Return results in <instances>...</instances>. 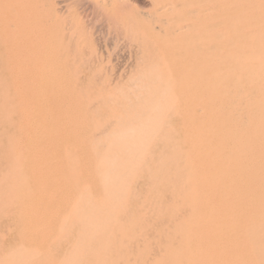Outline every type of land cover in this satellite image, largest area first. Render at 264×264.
<instances>
[{
	"label": "bare ground",
	"instance_id": "1",
	"mask_svg": "<svg viewBox=\"0 0 264 264\" xmlns=\"http://www.w3.org/2000/svg\"><path fill=\"white\" fill-rule=\"evenodd\" d=\"M145 1L149 4L148 11L131 14L127 18L122 15V5L117 0H61V8L57 7L54 0H0V46L3 47L0 57L4 61V74L22 81L20 96L18 95L19 108L17 106L18 111H14L17 112L16 117L18 120L27 121V127L30 126L31 130L38 131L41 124L47 125L48 128L53 126L56 119L54 120V116L52 119V114L55 111L66 113L72 109L69 102L59 98L53 103L54 106L41 108L38 105L39 94L30 91L41 76L58 74L59 69L56 68L65 66L61 57L64 53L61 52V35L64 31L82 30L84 22L81 23L75 16L77 11H85L84 2H89L96 9L92 13L99 11L119 22L117 26L112 27L141 30V34L145 35L143 45L157 49L159 60L163 59L161 51L165 48L171 49L173 54L186 57L204 55L192 65V70H188L187 65H181L183 76L173 95L179 105L180 114L194 118L198 110L207 112L208 130L201 132L199 123L193 121L186 124V134L192 139L199 134L206 138L203 140H207V143L203 142L201 146L208 148L210 162L217 167L219 176L232 187L264 192V0ZM189 48L192 53L187 52ZM49 64L53 67H48ZM161 65L157 63L155 70H161ZM193 70L196 72L192 79L188 75L193 74ZM159 73L157 81L160 84L163 71ZM197 104L201 107L198 108ZM4 111L3 113H7L8 110ZM168 114L166 113V117ZM4 115L11 116L10 112ZM71 119L76 124L75 131H80L87 124L80 116ZM19 122L21 123V120ZM149 124L150 122L143 127L150 128ZM44 136L46 138V135ZM14 138L8 142L16 143ZM74 141L78 146L76 150L72 152L66 148L62 153H72L71 158L76 159L75 162L79 164L78 167L77 164L76 167L74 164L70 167L75 168L79 174L85 196L83 203L85 202L87 209L82 218L85 224V229H82L85 231L81 250L76 255L78 264H242L241 258L234 259L227 252L229 238H218L223 235L222 229L227 226V222L220 216V200L215 202L213 191L204 186L210 176L204 171L208 163L206 156L197 155L199 145L188 146L184 153L185 160L179 165L181 168L161 179L164 182L172 178L176 180V183L169 185L172 189L170 196L165 195L166 199L156 196V202L161 205L129 210L126 207L128 205H125L128 201L125 203L126 200L122 198L128 189H125L128 179L136 174L134 171L139 165L138 160L126 163L123 159L122 162L113 157L83 159L80 146L82 141L76 138ZM22 142L24 141L21 140V144ZM10 148L13 149V146ZM15 149L8 151L11 152L9 158H19V150ZM20 150L23 152V149ZM30 153L37 155L35 152ZM62 153L59 152L58 155ZM141 160L143 162V159ZM43 165L52 167L50 160H44ZM23 169L28 173L33 170L31 163L24 165ZM198 169L204 171L201 176H197ZM135 177H131V180ZM156 179L155 176L151 178L152 182ZM145 181H141V186ZM201 192L206 193L204 198H199ZM134 201L135 199L133 203L136 204ZM79 204L77 206H80ZM215 222L219 225H215ZM74 224V228H77L76 223ZM59 227L61 228L60 225ZM58 244L61 246L60 242ZM234 250V255L241 254V245L235 244Z\"/></svg>",
	"mask_w": 264,
	"mask_h": 264
},
{
	"label": "rangeland",
	"instance_id": "2",
	"mask_svg": "<svg viewBox=\"0 0 264 264\" xmlns=\"http://www.w3.org/2000/svg\"><path fill=\"white\" fill-rule=\"evenodd\" d=\"M54 1L58 8L63 6L61 0ZM117 1L121 2V13L127 18L131 14L144 13L149 10V4L145 0ZM84 4L85 11L83 9L77 11L75 16L81 23L84 22L82 30L64 31L61 35V52L64 51L61 57H63L65 66L56 68L59 69L58 74L41 76L31 87L32 90H29L39 94L40 98L37 95L38 105L41 108L52 106L58 98L70 103L72 109L66 113H59L60 111L57 112L53 109L55 112L52 114V119L53 116L54 120L56 119L55 122L53 121V128L41 124L39 130L34 131L30 126L27 127V121L18 120L17 112L14 111L17 106L19 108L22 81L4 74V61L0 57L2 60L0 61V264H45V262L46 264H78L76 255L81 250L85 231L82 218L87 209L84 205L85 202L83 203L85 196L79 174L74 170L75 168L70 167L72 164L75 167L77 164L78 167L79 164L75 162L76 159L71 158L72 153H70L72 156L64 153L66 148L67 151L76 150L78 146L74 138L82 141L80 146H82L81 158L83 159L113 157L117 161L123 159L126 163L138 160L141 167L137 165V170L134 171L138 174H134L137 178L131 176L135 177L136 181L135 179L131 180V177L128 179L134 184L127 181L129 184L126 183L125 189L127 187L128 189L125 190L123 196L127 199L122 198V200H126L125 203L128 201L126 204L123 201V204L128 205L129 207H126L129 210L161 205L156 202V196L159 195L166 199L165 195L170 196L172 192L169 185L176 183L174 178L167 179L166 182L161 179L175 173L179 167L181 168L179 165L185 160L184 153L188 146L199 145L197 155L206 156L208 163L204 171H207L210 176L204 186L213 191L215 202L220 200V216L227 222V226L222 229L223 235L221 234L218 238L224 236L229 238L227 252L234 259L241 258L242 264H264V192L232 187L219 176L217 167L210 162L208 148L201 146L203 142L207 143V140H203L206 138H202L199 134L192 139L185 130L187 123L195 121L199 123V130L206 132L208 130L207 112L198 110L194 118H188L179 113V105L173 97L183 76L181 65H187V69L192 70L194 69L192 65L198 59H202L204 55H188L186 57L173 54L171 49L165 48L161 51L164 57L159 60L157 49L143 45L145 35L141 34L143 33L141 30L114 28L112 25L119 24L116 19H111L99 11L92 13L95 9L93 4L89 2H84ZM187 52L192 53V49H187ZM2 53L3 47L0 46V56ZM50 62L46 61V63ZM157 63L162 64L159 71H163V80L160 84L157 81L160 73L155 70ZM50 64L48 67L52 66ZM195 72L193 70V74L188 76L193 79ZM37 86L38 88H35ZM171 102H175V105ZM197 107L200 108L201 105L197 104ZM3 111H7V113H3ZM8 112L11 116L4 115ZM165 112L169 113L167 117ZM77 116L87 122L80 131L74 130L76 124L71 119ZM145 120L146 122H143ZM148 122H150V128L145 129L143 125ZM25 123L26 125H24ZM98 123H102V125ZM177 125L178 127H176ZM42 133L46 135V138ZM157 133L158 135H156ZM11 138L16 139V143L10 144L11 142L8 141ZM56 139L57 141H55ZM21 140L24 141L22 144ZM27 141H30V144ZM18 142L20 144H17ZM11 145L13 149L10 148ZM21 145L24 147L21 148ZM14 149L19 150L20 154L24 152L23 155L19 154V158H9ZM20 149H23V152ZM9 150H11L10 153ZM58 151L64 152L58 155ZM30 152H35L37 155ZM130 158L131 160H128ZM44 160H50L52 167H45ZM29 163L33 170L28 173L23 167ZM204 171L198 169L197 176H201ZM152 175L157 178L155 182L151 180ZM141 181L142 183L145 181V187L141 186ZM127 191L129 192L127 193ZM202 192L199 198L206 196V193ZM147 194L149 195L147 196ZM83 196L84 198H82ZM81 199L83 200L81 201ZM134 199L137 205L133 203ZM78 204L80 206H77ZM74 207L76 208L74 209ZM73 217L76 219L74 220ZM74 223L77 228H74ZM216 224L218 222H215ZM80 225L81 227H79ZM58 228L60 229L58 230ZM74 229H76V234L73 232ZM252 230L255 232L253 233ZM56 237L58 238L55 242ZM58 242L61 243V246ZM235 244L241 245V254L239 255H234ZM54 248L57 252L53 250ZM75 248L78 249L75 250ZM59 250L61 254H59ZM67 253L69 258H67Z\"/></svg>",
	"mask_w": 264,
	"mask_h": 264
}]
</instances>
